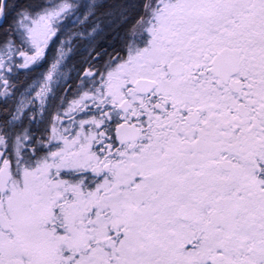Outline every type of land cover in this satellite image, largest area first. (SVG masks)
<instances>
[{
  "label": "snow or ice",
  "instance_id": "6c2138e0",
  "mask_svg": "<svg viewBox=\"0 0 264 264\" xmlns=\"http://www.w3.org/2000/svg\"><path fill=\"white\" fill-rule=\"evenodd\" d=\"M0 264H264V0H0Z\"/></svg>",
  "mask_w": 264,
  "mask_h": 264
}]
</instances>
